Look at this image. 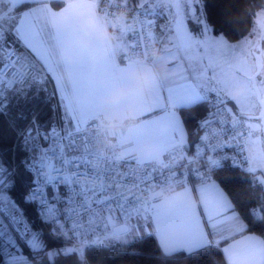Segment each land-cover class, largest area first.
I'll list each match as a JSON object with an SVG mask.
<instances>
[{
  "label": "snow or ice",
  "instance_id": "1",
  "mask_svg": "<svg viewBox=\"0 0 264 264\" xmlns=\"http://www.w3.org/2000/svg\"><path fill=\"white\" fill-rule=\"evenodd\" d=\"M110 7V0H0V85L22 92L51 80L52 95L58 96L62 109L47 125L33 119L20 131L21 157L0 151V264H29L36 253L51 249L50 230L58 221L86 244L127 243L134 234L154 229L170 252L200 248L204 237L216 230L221 235L251 230L229 223L239 221L233 201L201 169L182 172L170 161L187 153L202 161L208 156L204 166L219 168L223 160L238 166L240 159L264 179V16L256 21V39L250 37L245 48L220 36L209 22L205 0H133L138 28L118 26ZM97 13L101 15L91 25L89 47L81 36ZM193 20L196 29L189 25ZM106 23L119 34L114 45L100 38ZM152 43L162 51L149 62L165 69L152 87L150 107L127 134L131 158L97 168L93 164L99 158L94 148L97 118L131 99L107 105L104 97L129 82L130 70L141 63ZM62 48L70 56L61 54ZM65 70L72 73L70 79L64 77ZM199 106H207V111L196 128L222 135L224 141L205 137L194 147L185 143L183 113ZM4 114L0 104V118ZM149 142L155 143L157 152L133 151ZM114 167L124 173L118 180L135 184L140 191L170 182L184 186L198 179L199 185L188 191L205 194L208 200L193 208L179 195L163 191L147 200L117 191L111 179ZM29 208L34 209L39 228ZM256 225H264V219ZM78 251L82 254V249H58L49 257ZM225 252L232 264H264V239L232 244Z\"/></svg>",
  "mask_w": 264,
  "mask_h": 264
},
{
  "label": "trees",
  "instance_id": "2",
  "mask_svg": "<svg viewBox=\"0 0 264 264\" xmlns=\"http://www.w3.org/2000/svg\"><path fill=\"white\" fill-rule=\"evenodd\" d=\"M205 4L209 22L219 34H224L230 41H238L250 33L254 19L264 7V0H205ZM1 102L6 114L0 118V151L7 157L18 159L23 155L19 149L20 131L30 124L34 115H37L40 124L47 125L57 119L58 110L47 84L41 86L34 83L22 92L8 90ZM206 111L207 106H199L192 112L183 113L188 128L187 144L193 147L200 140L197 121ZM215 179L232 198L246 223V229L264 236V225H256L264 219V212H259L264 208V179L259 174L229 165L218 168ZM254 207L258 209V217L252 215ZM28 214L39 228L34 209L29 208ZM50 238L54 240L49 241L53 244L52 248L64 243L63 237L60 239L50 233ZM222 244H212L192 252L167 253L156 235L147 233L127 243L108 240L103 245L94 244L86 249L83 256L75 253L50 258L47 252L50 249H46L36 253L30 264H228ZM24 251L27 253L28 249Z\"/></svg>",
  "mask_w": 264,
  "mask_h": 264
},
{
  "label": "built area",
  "instance_id": "3",
  "mask_svg": "<svg viewBox=\"0 0 264 264\" xmlns=\"http://www.w3.org/2000/svg\"><path fill=\"white\" fill-rule=\"evenodd\" d=\"M110 4H111V7L109 10H110L113 17H117V14L121 10L122 7H127L129 9V11H128V17L125 20V22L128 24V28H138L139 27L140 18L133 11V2L128 1L126 3H123V2H121V0H110ZM105 7H107V5H105ZM152 44H154V43H152ZM149 48H148L147 52L140 57V61L149 62L148 58H152V59L156 58V57H152L148 54ZM48 82L52 85V89L50 90V97L54 100V103H55L56 108H57L58 113H59V107H58L57 99H56L57 95H52V93L55 91V88L53 87L51 80H49ZM49 88H50V86H49ZM58 113H57V119L59 117ZM33 119L38 121L37 115H34L32 120ZM32 120H31V122H32ZM96 127H97V125H96ZM197 129L200 133V140H203L205 137H207L210 140H214V141H224L225 140V137L222 135L217 134L214 136L211 130H209L208 132H201V130L199 128H197ZM105 144H106V139L99 136L96 133L95 140H94V148H95L96 152L99 154V158H96L93 161V164L95 167L101 168L105 164H112L113 162H115L116 165H119L123 161L130 159V158L125 157V156L117 155L116 150L112 149V146L107 147V150H103L102 146H104ZM209 156H212V154L209 153ZM208 158L209 157L206 156L205 160L202 161V160L196 158L194 155H188L187 153H184V154H178V157L171 160L170 163L173 166H177L179 168V170L182 172L185 170L201 169L202 173L206 174L207 178L213 180V179H215V171L218 168L205 167L204 163ZM213 158L218 159L219 157H213ZM236 164L238 166H234L231 161L223 160V161H221L220 167L229 165V166L239 167L241 169L248 170L246 167L243 166L240 159H237ZM114 171H115V175L112 176L111 179L115 183V187H116L117 191L123 190L124 192H126L128 194L135 193L136 195H138V196H140L146 200L151 199L152 194L155 191H163L165 193H169V192H172L174 190H178L181 187V185L176 183V182H170V183L164 185L163 188H161L160 185H153L150 190L140 191V189L137 185H135V184H124L120 180L117 179V177L122 178L124 175V173L121 172L118 167H114ZM192 175L195 176V173L193 172ZM85 182L86 183H95V181H87V180ZM197 182H200V181L198 179H190L187 184H195ZM254 210L257 211V216H255V217H258V215H259L258 209L256 207H254L252 209V211H254ZM105 216L107 218V213H105ZM50 233L54 236H59L60 239L63 237L64 243L59 247H55V248L48 250L47 251L48 253L49 252H55L58 249L62 251L63 249L73 248V249H82V254L79 251L77 253L83 256L85 254L86 249L88 247L94 245L91 243H88V244L84 243V240L77 237L74 234L73 229L69 225H65L64 221L56 222L53 225V228L50 230ZM93 239H96V237H93ZM106 241H108V240H104L101 243H96V244L103 245Z\"/></svg>",
  "mask_w": 264,
  "mask_h": 264
},
{
  "label": "clouds",
  "instance_id": "4",
  "mask_svg": "<svg viewBox=\"0 0 264 264\" xmlns=\"http://www.w3.org/2000/svg\"><path fill=\"white\" fill-rule=\"evenodd\" d=\"M129 9L122 7L117 14V22L123 23L128 17ZM99 22L98 17L92 19L91 24ZM91 28L86 29L85 33L81 36L84 43H89L91 38ZM102 39L108 41H115V31L109 30L107 25L100 29L99 33ZM161 47L158 44H152L149 48L148 54L152 57L161 55ZM164 73V65L153 66L148 62H141L137 67L130 70V80L128 83L120 84L110 94L104 97V102L107 105H116L124 97H131L128 104L123 107H112L105 112L101 121L103 128L107 132L106 144L103 150L112 146L115 141L112 139L121 130L130 129L136 122L138 113L136 108L137 99L150 96L153 85L160 79ZM67 73H65V76ZM139 151H151V146H144ZM117 155L123 156L125 149L123 147L116 149Z\"/></svg>",
  "mask_w": 264,
  "mask_h": 264
},
{
  "label": "crops",
  "instance_id": "5",
  "mask_svg": "<svg viewBox=\"0 0 264 264\" xmlns=\"http://www.w3.org/2000/svg\"><path fill=\"white\" fill-rule=\"evenodd\" d=\"M71 2H83V0H69V3H71ZM54 7L57 8V9H59L60 7H62V5H54ZM100 15H101L100 13H97L98 19H99ZM91 21L92 20L89 21V26L86 27V29L91 28V25H92L91 24ZM162 22H163V20H161V23ZM105 25H107L109 27V30L115 31V33H116V39H115V41H109L111 45H114L116 43L117 39H118V35L119 34H118V32L114 28H112L111 25H109L107 23L104 24V26ZM85 44L88 45L89 47H91L92 44H93V40L90 38V42L89 43H85ZM61 54H63V55H69L70 56V53H68L67 50L66 49H63V48L61 49ZM141 62H146V61H141ZM151 64L153 66L161 65V64H153V63H151ZM164 69H165V66H164ZM65 73H67L66 76H65ZM63 75H64L65 78L70 79L72 73L70 71L65 70L64 73H63ZM52 84H53V87H54V82L53 81H52ZM56 99H57V104H59V98H58V96H57ZM150 103H151V94H150V96L137 99V101H136V108H137V113H138L137 120H136L135 124L130 129L121 130L114 137H112V139L115 141V143L112 145V149H115L116 150L117 148L123 147L125 149V154L123 156L128 157V158H131L128 155V147L126 145V137H127V134L140 121V118H141V115H142L143 110L146 109V108H148V107H150ZM61 111H62V109L59 108V113H58L59 115H60V112ZM106 111H108V110L103 111L100 114V116L97 118L98 119V123H97V127H96V133L99 136H101V137H103L105 139L107 137V132L103 128V125H102L101 121H102V119H103L104 114H105ZM184 138H185V143L187 144L188 143V130L185 133V137ZM146 145L151 146V151H139V149H142ZM133 151L137 155H150V154H152L154 152H157L158 151V148L155 145V143L149 142V143H146V144H144L142 146H139V147L133 149ZM213 181L216 182L218 184V186L221 187V190L224 191L225 195L226 196H229V198L232 200V198L230 197V195L228 194V192L225 190V188L222 186V184L218 180H216V179H213ZM199 183L200 182H197L195 184H186L184 186H181L178 190H174V191L169 192V193L163 192V194L164 195H179L186 203H188L190 206H192L194 208L197 205H202V204L206 203L207 200H208V196L205 195V194L188 191V188L189 187L198 186ZM234 207H235V204H234ZM236 213L239 215V221L236 222V221H233V220H229V223L234 224L235 227L244 226L246 228V223L244 222V220H243L240 212L237 209H236ZM171 231L172 232H178L179 230L176 229V228H172ZM147 233H153V234H155V230L154 229H148V228H146V229H144L143 232H138V233L134 234L133 238L142 236V235L147 234ZM156 237L158 238V240H159L162 248L167 253H174V252H178V251H186V252H189L184 247H179L175 251H171L170 252V251H168L167 247L163 244L162 239L158 235H156ZM248 237H251L252 239L251 240L246 239ZM258 239H264V236L261 235V234H259V233L251 232V231H246L242 235L241 234H236V233L221 235L220 232L218 230H216V231H213L212 232V235L211 236L204 237L203 246L200 247V248L207 247V246L212 245V244H214V245H220V244H222L223 241H226V242H224L222 244V249H223V252H224L225 257L227 259L228 264H232V262L230 261V258L228 256V254L225 252V249L226 248H228L230 245L236 244V243H240V244H243L245 242H247V243H257V240ZM200 248L194 249L192 251L198 250ZM192 251H190V252H192ZM237 264H243V262H237Z\"/></svg>",
  "mask_w": 264,
  "mask_h": 264
},
{
  "label": "rangeland",
  "instance_id": "6",
  "mask_svg": "<svg viewBox=\"0 0 264 264\" xmlns=\"http://www.w3.org/2000/svg\"><path fill=\"white\" fill-rule=\"evenodd\" d=\"M128 1H129V0H121V2H123V3H126V2H128ZM261 16H264V7H263V9L258 13V15L256 16V18L254 19V23H253V26H252V29H251L250 33H248L247 35H245L244 37H242V38H241L240 40H238V41H230V40H228V39L224 36V34H221V33H220V36L223 37L226 41H230V42H232L233 44H238V45H241V46L247 48V44H246L247 40H248L250 37H251L253 40L256 39V36H255V32H256V30H257V24H256V21H257L258 18L261 17ZM112 19H114V20L117 22V17H113V16H112ZM117 24H118V26L128 27V24L125 22V20H124L123 23H118V22H117ZM189 25H190V27L193 28V29H196V28L198 27V25L196 24V22H195L194 20H193V21H190V22H189ZM47 85L50 86L49 90H51V89H52V85H51L49 82L47 83ZM49 86H48V87H49ZM2 87H3V85H0V104H2V102H1V98H2V96L8 91V90L3 89ZM238 91H239V90H238ZM133 236H134V235H133ZM132 238H133V237H132ZM132 238H130L129 240H131ZM29 264H30V262H29ZM87 264H88V263H87Z\"/></svg>",
  "mask_w": 264,
  "mask_h": 264
}]
</instances>
